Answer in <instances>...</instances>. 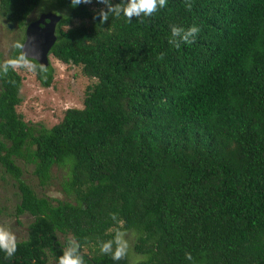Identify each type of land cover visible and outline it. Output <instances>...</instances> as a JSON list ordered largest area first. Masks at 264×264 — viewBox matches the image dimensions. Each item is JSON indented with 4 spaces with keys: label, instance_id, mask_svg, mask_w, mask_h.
<instances>
[{
    "label": "trees",
    "instance_id": "obj_1",
    "mask_svg": "<svg viewBox=\"0 0 264 264\" xmlns=\"http://www.w3.org/2000/svg\"><path fill=\"white\" fill-rule=\"evenodd\" d=\"M38 1L0 0L20 30L0 59V166L16 181V214L32 216L0 264L59 263L66 252L81 264H264V0H166L130 20L127 0L107 10L50 0L60 19L49 53L95 79L82 107L50 127L15 111L13 63L28 62L42 87L52 81L50 64L20 53ZM193 25V43L172 37V26ZM18 160L40 185L60 176L65 198L37 195ZM121 231L133 236L125 258L82 252L114 250Z\"/></svg>",
    "mask_w": 264,
    "mask_h": 264
},
{
    "label": "rangeland",
    "instance_id": "obj_2",
    "mask_svg": "<svg viewBox=\"0 0 264 264\" xmlns=\"http://www.w3.org/2000/svg\"><path fill=\"white\" fill-rule=\"evenodd\" d=\"M111 1L113 0H88L86 4L93 10H107L111 6L109 5ZM53 4L50 0H39L35 8L28 14L27 20H34L43 12H58L59 10ZM79 23V20H74L71 24L77 25ZM19 32L20 30L14 24L6 22L0 16V59L2 61L6 60L8 52L18 39ZM49 63L53 67V76L48 87L39 85L28 62L12 64V68L21 77V86L18 92L20 102L15 106V111L21 115L22 120L26 123L44 127H50L57 123L66 108L82 107L84 91L88 85L95 81L93 78L84 76L79 66L63 64L51 54L49 55ZM16 164L21 168L19 178L27 183L37 195L60 200L65 198L59 186L60 176L56 175V179L52 178L49 183L40 185L31 172V164L23 163L20 160L16 161ZM18 196L16 181L0 166V228L11 233L15 237V242L26 239L27 225L32 220V216L28 213L16 214L15 204L18 202ZM119 233L122 234V239L127 242L128 250L131 251L132 233L128 231ZM116 235L113 238L114 243ZM66 237L69 238L70 235L67 234ZM58 239L63 242L62 235L59 234ZM100 251L94 246L82 247V252L89 255L97 254ZM139 258V254L131 255L132 261ZM45 264L59 263L48 257Z\"/></svg>",
    "mask_w": 264,
    "mask_h": 264
},
{
    "label": "clouds",
    "instance_id": "obj_3",
    "mask_svg": "<svg viewBox=\"0 0 264 264\" xmlns=\"http://www.w3.org/2000/svg\"><path fill=\"white\" fill-rule=\"evenodd\" d=\"M80 0H72V3L75 5L79 3ZM84 2H88V0H84ZM158 5L163 7L166 5V0H128V4L126 7L123 8L124 16L127 17L129 20L133 16H140L142 13L145 16H151L154 12H156ZM188 9L191 10L192 5L189 4ZM113 11H118L117 9H112ZM102 19H107V14H102ZM200 29L193 25L187 29L182 27L172 26L171 28V35L172 37L180 36L183 40L184 44H191L194 42V39ZM181 33L183 35L181 36ZM170 43H174L176 48H180V43H175L174 41L170 40ZM116 248L112 249V241L106 242L101 246V252L107 253L111 251L112 259L113 260H120L125 258L127 255L128 244L126 241L122 239V234L117 233L115 238ZM0 249L5 250L8 256H11L16 251V242L15 237L5 231L4 229L0 228ZM186 258L191 260L192 256L190 253H186ZM59 264H81V259L74 257L70 252H66L59 261Z\"/></svg>",
    "mask_w": 264,
    "mask_h": 264
},
{
    "label": "water",
    "instance_id": "obj_4",
    "mask_svg": "<svg viewBox=\"0 0 264 264\" xmlns=\"http://www.w3.org/2000/svg\"><path fill=\"white\" fill-rule=\"evenodd\" d=\"M59 19L60 15L56 13L43 12L28 22L23 30L21 55L35 60L41 67L50 64L49 50L55 40V26Z\"/></svg>",
    "mask_w": 264,
    "mask_h": 264
},
{
    "label": "flooded vegetation",
    "instance_id": "obj_5",
    "mask_svg": "<svg viewBox=\"0 0 264 264\" xmlns=\"http://www.w3.org/2000/svg\"><path fill=\"white\" fill-rule=\"evenodd\" d=\"M4 20V19H3ZM35 20V19H34ZM30 21H33V20H29L28 22H30ZM27 231V230H26Z\"/></svg>",
    "mask_w": 264,
    "mask_h": 264
}]
</instances>
